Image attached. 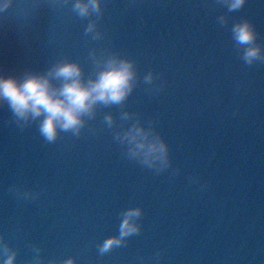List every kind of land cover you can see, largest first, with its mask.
<instances>
[{"label":"water","instance_id":"obj_1","mask_svg":"<svg viewBox=\"0 0 264 264\" xmlns=\"http://www.w3.org/2000/svg\"><path fill=\"white\" fill-rule=\"evenodd\" d=\"M74 2L0 0V75L67 59L86 80L115 54L133 61L135 86L123 108L98 106L78 137L52 143L0 105V244L14 264H264V62L247 65L231 32L248 20L264 53V0L233 12L216 0H100L98 20ZM133 123L166 145V162L143 165L114 139ZM136 207L140 232L101 254Z\"/></svg>","mask_w":264,"mask_h":264},{"label":"clouds","instance_id":"obj_2","mask_svg":"<svg viewBox=\"0 0 264 264\" xmlns=\"http://www.w3.org/2000/svg\"><path fill=\"white\" fill-rule=\"evenodd\" d=\"M216 2L226 7L228 12H233L239 11L246 0ZM72 11L83 19L95 15L98 20L102 15L100 0H75ZM218 22L225 26L226 16H219ZM96 24V20L89 21L85 28L86 36L93 32ZM231 32L237 50H242L241 59L247 65L264 62V53L256 43L257 33L248 20L235 23ZM100 35L97 32L92 39H99ZM93 66L95 78L89 76L86 80L81 66L67 59L57 61L44 74L25 73L23 77L0 75V105L6 104L17 120L38 122L40 135L49 143L55 142L60 132H70L78 137L85 127V118L94 119L98 106L117 105L123 108L135 86L136 74L131 60L118 59L112 54L103 61L94 60ZM145 81H151V73L145 77ZM104 121L108 128H113L115 121L112 115H105ZM114 139L126 146L131 157H140L139 162L143 165L152 167L157 160L166 162V145L158 139L150 141L148 133L137 123L114 132ZM120 215L119 235L103 241L99 246L101 254L111 251L114 246H121L126 237L140 232V226L135 223L141 217L140 208H128ZM0 247L6 257L4 264H14L16 252L7 244H0ZM34 264H39V261ZM64 264H74V260L69 258Z\"/></svg>","mask_w":264,"mask_h":264}]
</instances>
